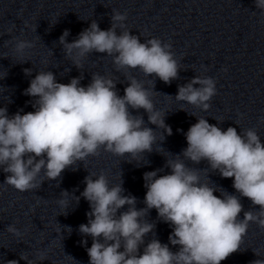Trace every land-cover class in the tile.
Wrapping results in <instances>:
<instances>
[{"label": "water", "instance_id": "water-1", "mask_svg": "<svg viewBox=\"0 0 264 264\" xmlns=\"http://www.w3.org/2000/svg\"><path fill=\"white\" fill-rule=\"evenodd\" d=\"M113 12L126 15V30L139 36L141 42L159 38L172 45L179 65L177 79L169 85L138 69L117 71L112 57L104 53L93 52L84 58L65 55L59 42L64 30L70 31L69 43L92 21L107 30ZM120 31L117 28L118 34ZM17 39L30 42L32 47L17 53ZM25 68L32 69L31 75L24 73ZM46 71L53 72L59 83L81 77L82 86L98 73L116 81L120 96L129 80L137 79L151 93L154 109L171 127L172 135L166 128L148 123L143 109H130L155 131L150 153L133 158L100 149L98 155L66 168L56 180H47L42 172L40 179L45 181L40 188L23 192L4 183L7 174L0 169V264L11 260L27 264L21 256H27L32 264H89L86 249L91 247L92 238L79 232L91 210L81 196L86 187L84 178L103 173L110 186L122 182L123 194L136 197L137 209L145 208L143 174L157 169H163L158 175L170 174L166 161L182 154L187 147L185 133L200 118L222 130L230 126L238 133L253 129L264 143V12L255 8L254 0H0V107H7L10 116L35 111V98L25 95L24 90L38 72ZM195 76L211 77L216 82V95L208 102L207 111L175 98L178 87ZM184 163L201 170V182L214 187L215 195L237 196L243 205L240 219L245 211L259 210L233 188V178H223L206 160ZM63 191L69 194L62 197ZM61 199L64 205L59 203ZM144 220L154 228L144 237L141 253L153 239L178 251L179 246L169 241L172 226L156 209L149 210ZM9 225L20 234L7 231ZM256 259L264 260V228L249 222L239 249L221 264H251Z\"/></svg>", "mask_w": 264, "mask_h": 264}, {"label": "clouds", "instance_id": "clouds-1", "mask_svg": "<svg viewBox=\"0 0 264 264\" xmlns=\"http://www.w3.org/2000/svg\"><path fill=\"white\" fill-rule=\"evenodd\" d=\"M254 5L264 12V0H254ZM126 19L125 14L113 12L107 30L92 21L70 43V31L64 30L59 42L69 58L104 53L112 57L117 71L138 69L170 85L179 71L172 45L159 38L141 42L139 36L126 30ZM117 28L122 29L119 34ZM31 47L30 42L19 39L15 44L20 54ZM23 71L32 73L29 68ZM81 79L75 77L65 84L57 82L51 71L38 72L24 90L25 95L35 98V111L10 116L7 107H0V169L7 174L4 183L21 192L37 190L45 181L40 179L42 172L47 180H56L66 168L98 155L100 149L133 158L152 152L155 131L130 109H143L148 123L166 128L172 135L171 127L154 109L151 93L137 79L129 80L123 96L113 79L93 74L87 86L81 85ZM214 95L215 80L195 76L178 87L175 98L207 111ZM185 138L187 147L182 154L166 161L170 174L158 175L163 169L143 174L145 208L137 209L136 197L123 194L122 182L110 186L103 173L84 178L86 187L81 196L91 210L86 213L88 222L79 225V232L92 238L91 247L86 249L89 264H221L239 249L249 222L264 228V143L257 132L247 129L238 133L231 126L222 130L200 118L189 127ZM184 160L196 164L206 160L223 178H233V188L259 210L245 211L240 219L243 205L239 198L227 193L215 195L214 187L201 182V170L188 167ZM67 194L63 191L61 196ZM59 203L66 202L61 199ZM125 205L127 210L121 212ZM153 208L172 226L169 241L179 246L178 251L153 239L140 252L144 237L154 228L144 220ZM6 230L20 234L14 225ZM20 258L32 264L27 256ZM251 264H264V260Z\"/></svg>", "mask_w": 264, "mask_h": 264}]
</instances>
